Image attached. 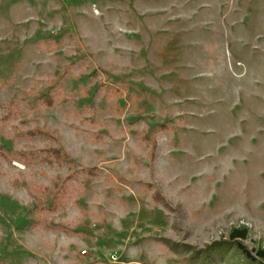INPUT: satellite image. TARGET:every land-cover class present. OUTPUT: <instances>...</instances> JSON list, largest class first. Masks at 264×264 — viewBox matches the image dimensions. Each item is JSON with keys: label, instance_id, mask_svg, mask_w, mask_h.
Wrapping results in <instances>:
<instances>
[{"label": "rangeland", "instance_id": "rangeland-1", "mask_svg": "<svg viewBox=\"0 0 264 264\" xmlns=\"http://www.w3.org/2000/svg\"><path fill=\"white\" fill-rule=\"evenodd\" d=\"M235 229L264 251V0H0V264H250Z\"/></svg>", "mask_w": 264, "mask_h": 264}, {"label": "trees", "instance_id": "trees-1", "mask_svg": "<svg viewBox=\"0 0 264 264\" xmlns=\"http://www.w3.org/2000/svg\"><path fill=\"white\" fill-rule=\"evenodd\" d=\"M93 75H95V73ZM59 90V85L53 86V88L50 89L47 93L38 95L35 99V103L39 104L40 107H42L43 109H54L61 106L63 102L60 99ZM108 91L111 96L115 98H119L123 95L118 88L112 87L109 88ZM23 101L30 107V109H35L33 106V101L27 98H23ZM22 110L23 109L20 108V112H22ZM16 117L17 115L13 114L12 112H9L7 116L9 120ZM162 128L165 129V126H163ZM45 130L46 128H44V130H35L33 132H27L22 134V136L24 138H36L38 136L51 137ZM39 154L40 153L37 151L16 152L15 158L24 163L26 166H31L37 163L38 161H43L49 165H66L69 170H73V168L77 165L76 161L68 152L63 149L62 146L58 148L51 147L46 150H43L41 152L42 158H40ZM81 169L88 177L92 179L99 177L98 170L96 168ZM72 179H79V174L77 172H74L70 174L65 180L56 181L53 184V188L39 186L32 191L31 195L33 197L44 198V201H41L33 208V211L37 215H39L40 218V221L36 223V227H42L45 225L46 215H55L60 210L65 209L66 198L68 197L69 190L68 184L71 182ZM50 229L55 231H61L64 229V227L58 224ZM247 239L248 232L245 229H235L230 234V243L233 242L236 245V249L244 256V258L247 259L248 263L264 264V251L259 250L256 251V255L252 254L243 244L244 241H246ZM224 244L226 245L227 243ZM217 246L218 248H220V246L222 245H218L217 243Z\"/></svg>", "mask_w": 264, "mask_h": 264}]
</instances>
